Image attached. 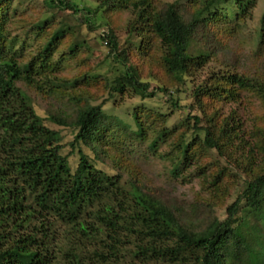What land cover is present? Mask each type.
<instances>
[{
	"label": "trees",
	"instance_id": "obj_1",
	"mask_svg": "<svg viewBox=\"0 0 264 264\" xmlns=\"http://www.w3.org/2000/svg\"><path fill=\"white\" fill-rule=\"evenodd\" d=\"M10 1L0 0V264H264V81L230 72L211 74L191 91L192 102L185 106L168 94V83H185L210 55L223 50L218 25L227 19L219 8L232 5L236 21L252 8L253 0H203L198 6L196 0L161 5L151 0H90L93 9L78 8L72 0H40L48 11L67 15L28 58L21 54L23 45L16 50L17 39L8 34L7 25L16 14ZM110 10L131 12L125 31L134 33L137 41L120 44L107 23L93 26L89 21ZM78 13L83 15L77 17ZM53 19L54 14L41 18L33 26L34 38ZM81 25L89 31L105 26L98 36L106 48L105 59L120 69L111 80L103 78L101 85L97 74H59L81 46ZM197 36L211 52L187 55L188 44ZM258 36L264 42V12ZM65 37L68 55L53 60L55 47ZM20 86L44 96H66L75 106L69 114L47 108L40 115ZM77 86L86 89L76 92ZM90 87L105 90V102L91 103ZM243 93L253 95L262 112L260 125L251 132L252 142L233 110L221 120L216 110L219 103L239 105ZM154 94L166 95L171 108L186 110L178 133L165 128L163 119V126L151 131L155 138L148 146L154 151L166 137L176 135L166 155L173 178L190 166L198 150L204 155L213 152L219 159L238 155L233 165L239 174L234 175L242 183L225 206L223 219L214 216L213 204L184 210L140 182L137 170L129 166L125 168L130 177L121 181L117 170L124 166L118 147L145 139L150 130L145 122L162 116L134 106L131 130L103 108L108 102L113 105L115 97L143 101ZM211 109L215 110L207 114ZM46 122L71 129L67 155H76L73 166L63 154L59 131ZM114 151L118 161L115 153L109 155ZM256 155L260 160L253 166ZM106 160H111L113 173L102 168ZM225 168L217 175L225 176ZM217 182L218 178L211 183L216 195ZM55 224L66 230H55ZM59 238L69 245L61 248Z\"/></svg>",
	"mask_w": 264,
	"mask_h": 264
},
{
	"label": "rangeland",
	"instance_id": "obj_2",
	"mask_svg": "<svg viewBox=\"0 0 264 264\" xmlns=\"http://www.w3.org/2000/svg\"><path fill=\"white\" fill-rule=\"evenodd\" d=\"M78 8L89 7L95 8V5L90 0H72ZM153 4L161 5L165 3H172L177 0H151ZM203 0H196L198 6ZM11 8H16L15 17L7 25L9 37H16V50L21 45V54L23 57L28 58L31 51H35L38 46L44 44V42L51 37V32L55 30L58 25L59 18L66 16L67 12H58L47 10L40 0H11ZM252 8L247 10L241 19L234 21L232 19V13L234 12L232 5L226 4L219 8V11L226 16L225 23H219L220 35L218 40L223 44V50L218 51L210 55L208 62L195 71L187 81L181 85H173L168 83L169 98L178 100L180 106H185L192 102L190 97L191 91L199 85H203L208 80L211 74H225L230 72L239 76L246 77L251 80L264 81V42L259 40V22L264 12V0L251 1ZM54 14L53 22L51 21L42 31L38 33V36L34 38V33L37 31L33 29L34 25L44 17ZM83 15L78 13L76 16ZM101 18L96 19L89 18L93 22V26L107 23L108 29H112L118 37L120 44H125L128 41H137L138 37L134 33L131 35L125 31V26L128 20L132 19L131 12L129 10H110L103 11ZM69 20V19H67ZM94 20V21H93ZM69 24L72 22L67 21ZM104 22V23H102ZM228 26L230 29L223 31L222 26ZM104 27H96L93 31H89L85 25H81L78 29V39L82 41L81 46L78 48V52L73 59L65 61L63 70L59 72L63 77H74L81 74L98 75L101 80H111L112 77L117 74L120 69L105 59L106 48L102 44V41L98 38ZM22 42V44H20ZM204 41L200 37H195L193 41L188 44L186 48L187 55H196L198 50H206L208 47L204 46ZM67 38L60 40L53 51L52 58L56 60L60 54L68 55L67 51ZM206 47V48H205ZM30 53V54H29ZM160 55V53H159ZM154 70L157 71L156 67ZM147 66H144V70L141 74L145 75ZM155 71V72H156ZM81 73V74H80ZM93 82H91L92 84ZM33 100L35 107L40 115H44V110L47 108L53 112L61 111L69 114L75 106L74 101L68 100L66 96L60 95L44 96L34 90H28L23 86H20ZM80 87V88H79ZM151 89L153 86L150 87ZM86 89L85 86H77L78 90ZM150 90V89H149ZM90 94V102L93 104H99L105 102L106 91H102L101 88L90 87L87 89ZM241 103L223 104L219 103L216 108L217 114L221 120L227 116L230 111H234L236 117L240 120L241 128L248 135V140L252 142L251 132L253 128L259 126V115H261V109L257 99L250 94H241ZM166 95L154 94L153 97L139 101L136 97L131 99H118L114 98V104L109 105L106 103L103 110L107 115L114 116L121 120L124 124L128 125L133 130L132 119L130 117L131 108L134 106H141L142 109L152 112L153 114L161 115L162 118H155L153 123L150 121L145 122V126H149L150 130L145 133V139L130 140L118 147L117 154L120 156V161L124 167L118 168L117 172L121 176V181L125 182L130 177L128 166L137 170L138 178L140 182L146 185L148 188L155 189L160 193H164L165 197L172 198L175 202L182 206L184 210L188 211L189 207L195 205L200 207L201 204H213V214L219 219H223V211L226 205H229L235 199L237 193L240 190L238 183H242L241 178H237L239 174L234 168L233 157L238 159V155L233 156L230 159L217 158L213 152H208L206 155L202 151L198 150L196 155L193 156L190 166L181 172V175L177 178H173L169 171L172 168V163L167 157L170 152V143L174 140L175 134L178 133V128L184 123L186 110L178 109L170 106L167 102ZM211 109L207 114H210ZM165 120L164 127L173 130L175 134L166 137L165 141L158 143L154 151L148 150V146L155 138L152 130L158 131L163 124H160L162 120ZM46 125L52 129L58 130L62 136V143L65 144L63 154L68 153V143L72 139V131L67 128H60L56 125L46 122ZM156 135V134H155ZM115 153L110 152V154ZM115 153L114 159L117 160ZM167 155V156H166ZM68 156V155H67ZM76 155L68 156L70 165L73 166L76 161ZM228 165H227V161ZM260 155H256L253 160V166L259 163ZM112 163L111 160H106L102 168L108 172L113 173L110 169ZM127 167V168H125ZM226 167V168H225ZM228 169L224 175H217L222 169ZM224 170V169H223ZM218 178L217 186H219V192L216 194L212 191L211 183L214 179ZM202 210V209H201ZM56 229L59 232L66 230L65 227H60L55 224ZM74 239H72L73 241ZM57 242V241H56ZM58 245L62 248L68 246V242L65 239L58 240ZM85 247V246H84ZM87 248V247H85ZM84 248V249H85Z\"/></svg>",
	"mask_w": 264,
	"mask_h": 264
}]
</instances>
